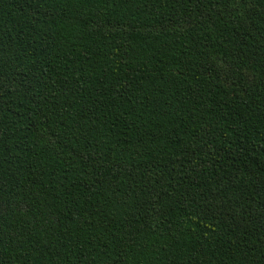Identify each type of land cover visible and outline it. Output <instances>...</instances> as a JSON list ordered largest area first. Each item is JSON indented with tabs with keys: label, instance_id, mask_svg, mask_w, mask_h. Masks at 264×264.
I'll return each mask as SVG.
<instances>
[{
	"label": "trees",
	"instance_id": "trees-1",
	"mask_svg": "<svg viewBox=\"0 0 264 264\" xmlns=\"http://www.w3.org/2000/svg\"><path fill=\"white\" fill-rule=\"evenodd\" d=\"M0 264H264V0H0Z\"/></svg>",
	"mask_w": 264,
	"mask_h": 264
}]
</instances>
